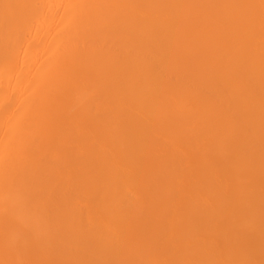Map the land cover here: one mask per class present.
I'll use <instances>...</instances> for the list:
<instances>
[{
  "label": "bare ground",
  "instance_id": "bare-ground-1",
  "mask_svg": "<svg viewBox=\"0 0 264 264\" xmlns=\"http://www.w3.org/2000/svg\"><path fill=\"white\" fill-rule=\"evenodd\" d=\"M0 264H264V0H0Z\"/></svg>",
  "mask_w": 264,
  "mask_h": 264
}]
</instances>
